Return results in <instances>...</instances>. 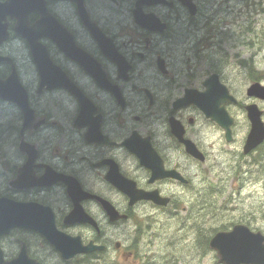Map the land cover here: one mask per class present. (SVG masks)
Segmentation results:
<instances>
[{"label":"flooded vegetation","instance_id":"af4514ba","mask_svg":"<svg viewBox=\"0 0 264 264\" xmlns=\"http://www.w3.org/2000/svg\"><path fill=\"white\" fill-rule=\"evenodd\" d=\"M5 1L0 0L2 3ZM135 1L128 7L127 0V14L130 16ZM191 1L196 8L194 16L188 14V8L179 0H167V3L159 4L151 0V5L143 7L144 13L155 14L164 27L159 31H152L137 24L128 26L124 42L128 76L126 80H122L118 78L116 66L100 53L97 44L85 29L76 7L77 2L75 1V4L68 0H47L50 13L63 27L59 43L51 38L40 41L45 47L50 63L55 67L49 68V76L67 77L86 95L84 96L91 106L81 108L76 97L62 87L43 89L38 93V70L31 59V66L37 78L35 87L37 100L31 102L28 91L29 100L36 120H43V124L37 129L27 130L21 134L22 115L17 126H14L12 121L9 123V129L12 133L15 132L16 136L15 140H12L13 146L0 145V198L48 207L58 232L66 237L79 239L82 246L92 243L102 247V250L79 253L71 259H65L44 235L34 230L16 227L0 236V264H86V261L88 264L106 262L118 264L119 260L125 264H134L133 259L137 260L143 255L138 249L142 244V241L138 240L142 227L151 229L160 212L170 214L169 208H177L179 199L175 194L179 188L187 190L190 187V173L196 174L200 167L204 169L203 175L214 176L213 169L216 164L205 167L212 155L208 152L211 146L205 144L201 135L202 130L212 127L216 133H220L225 149L219 153L228 154L232 161L242 158L239 168L243 164H252L259 159L261 153L259 151L264 150L262 146L264 143L247 155L242 150L244 143H241L238 153L225 152L228 150L227 146H232L236 139L234 128L237 120L234 116L235 123L231 127L232 142L227 143L220 126L205 117L193 103L182 104L180 101L186 89L203 92L204 80L209 74L214 73L210 71L208 76L202 78L192 72L176 78L173 73V47L177 46L178 34L175 32L177 27L171 24L174 21L178 22L184 13L187 16L188 27L194 29L198 23L196 19L203 13L204 0ZM64 5L72 8L73 20L65 16ZM82 5L90 21L102 31L96 20L94 0H82ZM15 16L13 14L11 18V14H7L4 21V23L7 21L10 38L0 45V59L6 60L0 63V80L6 79L14 70L21 77L19 55L10 47L12 41H20L14 33L17 24ZM36 19L37 15L32 14L30 23ZM80 30L85 33L90 45L81 39ZM80 53L88 55L91 62L103 69L108 81L119 87L121 103L109 91L100 88L86 70L72 60L76 59L74 55ZM194 54L196 57H203L201 49H197ZM189 58L195 57L191 54ZM108 64L114 65L116 76H112L108 71ZM149 67L156 71L159 77L157 85L150 81V75L147 73ZM216 74L222 82L220 73ZM124 87L127 88V93ZM230 92L236 97L237 102L227 100L220 105L228 113L229 105H240L244 108L247 103H257L260 107L262 101L249 98L247 102H242L232 90ZM100 93L108 97L112 106L106 105ZM130 93H134V111H131ZM58 94L67 97L74 105L68 108L67 112H61L56 107L43 109L39 106L40 97ZM140 107L141 113L138 112ZM48 128L52 133L42 138L41 132ZM181 132L183 138L190 140L204 156V161L186 152L185 146L181 143ZM72 134L77 135V141L71 138ZM54 136L58 138L54 139ZM22 141L32 145L36 153L32 170L26 172L27 177H39L49 169L61 177L76 180L80 191L88 195L80 193L71 196L67 186L62 182L48 186L21 187L20 169L26 160V154L20 147ZM252 153L255 154L243 161ZM113 169L134 182L137 189L155 193L162 199L167 197L168 204L160 206L150 200H137L131 203L128 194L106 181L107 175ZM177 176H182L187 182L182 184L176 179ZM96 178L102 179L106 186L100 185ZM30 182L27 181L28 184ZM103 203L111 205L120 218L111 219ZM63 205L66 206L64 210ZM75 205H80L84 217L90 216L95 224L80 217L69 219ZM41 224H45L44 220ZM146 235L147 232L144 231L143 236Z\"/></svg>","mask_w":264,"mask_h":264},{"label":"rangeland","instance_id":"374dc122","mask_svg":"<svg viewBox=\"0 0 264 264\" xmlns=\"http://www.w3.org/2000/svg\"><path fill=\"white\" fill-rule=\"evenodd\" d=\"M133 1L128 0V7ZM94 6L96 20L100 27L115 39L120 52L126 55V49L123 46L124 34L128 26H136L132 17L127 14V0H118L116 5L108 0H94ZM202 7V16L196 19L199 23L197 29L188 27L187 16L184 13L181 14L182 18L178 22L174 21L171 24L177 27L175 32L178 34L177 46L173 47V73L176 78L188 75L190 72L200 78L209 71L220 73L223 84L232 90L240 101L247 102L245 90L250 82L249 69L240 61L252 62L257 72V80L264 85V0H204ZM64 12L65 16L74 19L73 10L69 5H64ZM207 30L212 36L206 33ZM80 32L81 39L90 45L85 33L81 30ZM219 32H227V34L221 37ZM204 35L207 36V42L210 44L205 49L201 47L204 44L201 41ZM10 47L15 54L19 55L22 83L30 92L31 102H35L37 78L31 66L27 45L23 40L19 42L14 40ZM197 49L203 51L202 58L195 56ZM191 54L194 55V59L189 58ZM210 62L221 64L218 68H213ZM150 68H147L150 81L157 85L159 77L156 71ZM108 71L112 76H116L113 64L111 66L108 64ZM124 90L128 92L125 87ZM100 95L106 101V105L112 106L107 96L101 93ZM129 96L131 111H134V93H130ZM259 105L264 112V102ZM39 106L43 109L56 107L61 112H67V109L74 105L67 97L58 94L40 97ZM138 112L141 113V107ZM229 112L237 120L234 128L236 139L232 146H227L228 150L225 152L234 154L239 152L240 145L249 130V123L240 105H229ZM0 114V145L13 146L12 140H15L16 133L11 132L9 123L12 121L14 126L18 125L19 111L12 105L0 102ZM118 123L121 124L120 121ZM7 128L8 131H6ZM50 133L52 130L49 128L43 130L42 138L49 136ZM201 135L205 144L211 146L208 152L212 156L205 167L216 164L213 169L214 176L203 175L204 169L200 167L196 174L190 173V187L182 194H175L180 200V206L169 208L170 214L160 212L151 229L142 227L138 239L142 241V244L138 249L143 256L142 259L139 257L137 260L133 259L134 264L144 262L147 264H213L214 252L209 250L207 244L208 238H211L216 231L229 230L230 224L238 222H243L252 229L254 222L263 224L264 150L259 151L263 154L262 159L259 157L256 163H252L253 166L245 164L252 168L241 166L243 173L241 178H238L235 171L239 168L242 158L232 161L228 154L219 153L225 149L224 140L212 127L202 130ZM57 138L58 136H54V139ZM71 138L78 140L77 135L72 134ZM254 154L248 155V158L243 161ZM96 179L99 180L100 185L106 186L102 179ZM57 207L59 208V205ZM65 208L66 206L63 205V210ZM144 231L147 232L145 237ZM147 258L150 259L147 261ZM118 264L125 263L119 260Z\"/></svg>","mask_w":264,"mask_h":264},{"label":"water","instance_id":"95a60500","mask_svg":"<svg viewBox=\"0 0 264 264\" xmlns=\"http://www.w3.org/2000/svg\"><path fill=\"white\" fill-rule=\"evenodd\" d=\"M79 6V13L81 19L86 26L90 29L93 37L98 42L101 51L112 62H114L118 69V74L125 77L127 72V64L125 59L119 55L110 40L106 39L102 33L96 30L91 24L88 23L86 13L82 9L81 0H74ZM165 2L164 0H154V3ZM187 5L191 15L195 14L194 6L188 1L182 0ZM150 4L151 0H138L136 3V10L133 11L135 21L140 23L143 27L151 30L160 29L164 27L160 24L158 19L152 15H143L141 13V6ZM37 13L40 18L32 25L28 22V15L30 13ZM6 13L12 15L17 14V25L15 32L23 38L31 51L32 57L38 63L42 73L41 79L45 82L46 71L49 69L50 64L43 45L39 43L42 37H51L54 41L59 43V37L62 34L61 28L56 20L48 13L46 9V1L44 0H7L5 3L0 4V43L7 39L6 24H2L5 19ZM13 18V17H12ZM66 42H63L65 45ZM74 57L82 62H86L85 57L80 53ZM98 65H96L97 67ZM89 67H94L89 63ZM95 81L103 87H108L107 82L100 72H95ZM206 91L198 93L192 90H186L183 98L180 99L182 104L194 103L197 105L207 117L216 121L218 125L222 126L226 131V137L229 140V126L232 123L231 117L220 107L221 103L226 100H234L228 95L227 89L220 85L217 75H211L204 82ZM115 90V89H114ZM116 91V90H115ZM118 97V94H115ZM247 95L253 96L264 100V86L259 83H253L247 89ZM0 99L14 102L20 107L23 112L24 120L31 118V110L28 106L27 93L20 84L16 76L9 77L6 81L0 82ZM85 101L80 98V106H84ZM247 118L250 122V131L246 138L244 152L247 153L256 146L260 145L264 140V124L261 121L262 112L258 110L256 105L245 106ZM26 126H24L25 128ZM23 131V129H22ZM181 136V135H180ZM23 146H27L23 143ZM191 148V147H190ZM191 152H194L192 148ZM35 159L28 154L25 169H28ZM109 181L118 189L128 194L131 202L138 198L150 199L155 203L165 205L167 199L160 200L152 194H145L137 191L134 184L120 179L115 169L111 170L108 174ZM57 181H61L67 186L68 192L71 196L80 194L79 185L70 178L57 177L51 171H48L44 176L37 179L34 184L37 186L51 185ZM22 187H24V178L21 179ZM82 194V193H81ZM104 209L110 215L111 219H116L117 214L108 203H103ZM83 209L80 205H75L70 214L69 219L80 217L82 220L90 219L84 217ZM44 220L45 224H41ZM20 227L24 229H34L42 233L46 238L62 253L65 259H70L79 253H88L95 249H100L92 246L82 247L79 239H70L68 237H61L55 231L54 218L49 208L42 207L38 204H21L14 203L8 200L0 199V236L8 233L11 228ZM209 247L217 252L221 264H264V238L260 234H251L243 226H235L231 232L217 233L209 242ZM15 264V263H12Z\"/></svg>","mask_w":264,"mask_h":264},{"label":"trees","instance_id":"16d2710c","mask_svg":"<svg viewBox=\"0 0 264 264\" xmlns=\"http://www.w3.org/2000/svg\"><path fill=\"white\" fill-rule=\"evenodd\" d=\"M242 64L244 66H247L250 69L251 73L253 72V64L252 63H247L246 61H243Z\"/></svg>","mask_w":264,"mask_h":264},{"label":"bare ground","instance_id":"6f19581e","mask_svg":"<svg viewBox=\"0 0 264 264\" xmlns=\"http://www.w3.org/2000/svg\"><path fill=\"white\" fill-rule=\"evenodd\" d=\"M227 2H228V1H227ZM188 14H189V13H188ZM152 15H153V14H152ZM189 18H190V16H189ZM162 20H164V19H162ZM190 20H191V19H190ZM136 24L142 27V25H141L140 23H137V22H136ZM199 188H200V187H199ZM201 189H202V188H201ZM198 191H199V190H198ZM200 193H201V191H200ZM200 193H199V194H200ZM200 195H203V194H200Z\"/></svg>","mask_w":264,"mask_h":264}]
</instances>
